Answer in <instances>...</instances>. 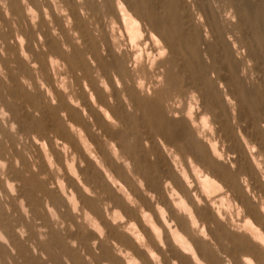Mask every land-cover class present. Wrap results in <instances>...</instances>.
<instances>
[{"label":"clouds","instance_id":"1","mask_svg":"<svg viewBox=\"0 0 264 264\" xmlns=\"http://www.w3.org/2000/svg\"><path fill=\"white\" fill-rule=\"evenodd\" d=\"M0 264H264V0H0Z\"/></svg>","mask_w":264,"mask_h":264},{"label":"bare ground","instance_id":"2","mask_svg":"<svg viewBox=\"0 0 264 264\" xmlns=\"http://www.w3.org/2000/svg\"><path fill=\"white\" fill-rule=\"evenodd\" d=\"M222 69H223V71H224L225 73H227L228 70H227V67H226V66H223ZM226 77H227V76L225 75L224 78H226ZM227 78H228V77H227Z\"/></svg>","mask_w":264,"mask_h":264},{"label":"rangeland","instance_id":"3","mask_svg":"<svg viewBox=\"0 0 264 264\" xmlns=\"http://www.w3.org/2000/svg\"><path fill=\"white\" fill-rule=\"evenodd\" d=\"M222 67H223V66H222ZM222 70H223V69H222ZM224 77H225V76H224ZM224 77H222V79H225V80L228 79L227 77H226V78H224Z\"/></svg>","mask_w":264,"mask_h":264}]
</instances>
